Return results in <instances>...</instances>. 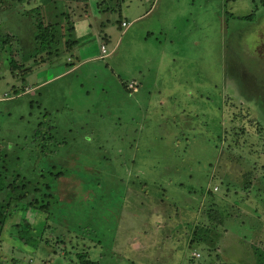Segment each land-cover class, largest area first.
<instances>
[{"label":"rangeland","instance_id":"rangeland-1","mask_svg":"<svg viewBox=\"0 0 264 264\" xmlns=\"http://www.w3.org/2000/svg\"><path fill=\"white\" fill-rule=\"evenodd\" d=\"M38 4L58 25L44 62ZM0 21L16 39L0 53V201L16 174L26 199L53 194L47 212L12 200L0 264H224L264 245L260 0H0Z\"/></svg>","mask_w":264,"mask_h":264},{"label":"trees","instance_id":"trees-1","mask_svg":"<svg viewBox=\"0 0 264 264\" xmlns=\"http://www.w3.org/2000/svg\"><path fill=\"white\" fill-rule=\"evenodd\" d=\"M16 1L18 3H21V1L23 0H16ZM26 1H29V0H26ZM42 1H47L49 2V4L56 3V0H42ZM76 1L82 3L84 6H86L88 2V0H76ZM260 2L264 5V0H260ZM31 12L34 13V19L32 20V24L34 28L32 29L31 34H32V39L34 41V44H36L37 46L36 50L37 51L42 50L43 52H47L45 53L46 56L43 57V55H41L37 59L36 58L35 59L37 62H44L45 58L49 57L51 54H56L59 49L58 48V43H59L58 36L59 35H58L57 21L53 20L52 18L50 20L45 21L44 17L40 15V4L36 5V7L31 9ZM61 14H63V11L61 12ZM254 16L255 15L253 13H249L248 15L244 17L247 19H252L254 18ZM66 22L68 24L70 22L68 15H66ZM122 22H126V21H121L120 22L121 26H122ZM14 40H16L15 35L3 29V26H1V21H0V53H2V51H4V49L6 48H10ZM69 45L70 44H68L67 46ZM44 128L45 126H43L41 123H38L36 127L37 133L41 135L40 136L41 138H43L42 134L45 133L44 132L45 130H43ZM7 186H8L9 194L6 200L0 201V233L3 230L4 223L7 219L9 212L13 210L12 200L22 201L23 199H26L29 193V190H30L28 187V181H26L24 177L19 176L18 174L15 175V177L8 183ZM52 197H53V194L50 192L48 194L47 193L44 194V196L40 198L33 197L30 200L26 199V201L24 202V209L27 210L29 208H32L35 210H39L41 212H47L50 206L49 199H51ZM15 209H18V208H15ZM210 214L213 220H216V222L218 223L221 222L222 216L219 214L218 211H211ZM24 220L27 222L26 219ZM25 221H23L24 223L23 225H25L26 227H29L30 223L27 222L28 224H26ZM17 224L19 225L22 223L20 222ZM196 228L197 226L192 232L190 243L191 244L196 243L198 245L199 243L206 242V240H208V237L206 236V234L203 232H198ZM209 241L212 242V240L210 239ZM250 248H251L250 252L246 254L245 256L248 259L246 258H245L246 260L242 258H240L241 260L233 259L231 261H228L229 263H224V264H264V245L258 246L255 244H251ZM207 254L210 255V253H207ZM79 256L85 257V255L83 254H79ZM192 258H195V257L192 256L190 258V261H192ZM80 262L81 264H95L94 262H91L89 261V259H86V258L82 259ZM200 263L201 261L197 260L195 264H200ZM191 264H194V262H192Z\"/></svg>","mask_w":264,"mask_h":264},{"label":"built area","instance_id":"built-area-1","mask_svg":"<svg viewBox=\"0 0 264 264\" xmlns=\"http://www.w3.org/2000/svg\"><path fill=\"white\" fill-rule=\"evenodd\" d=\"M122 26H125L126 27L127 26V23L126 22H122ZM100 50H101V52L103 54L106 53V48H105V46L103 44L100 45Z\"/></svg>","mask_w":264,"mask_h":264},{"label":"crops","instance_id":"crops-1","mask_svg":"<svg viewBox=\"0 0 264 264\" xmlns=\"http://www.w3.org/2000/svg\"><path fill=\"white\" fill-rule=\"evenodd\" d=\"M225 1H227V0H225ZM123 21H124V20H123ZM128 24H130V22H127V26H128ZM127 26H126V27H127ZM123 27H125V26H123ZM101 36H102V35H101ZM106 39H107V40H105L104 42L108 41V38H106ZM54 77H56V76H53V78H54ZM132 83L135 84V81H133ZM136 86H137V85H136ZM136 86H135V89H136Z\"/></svg>","mask_w":264,"mask_h":264}]
</instances>
